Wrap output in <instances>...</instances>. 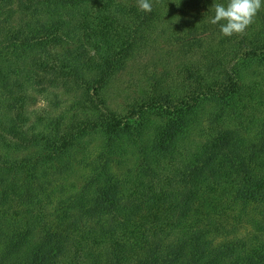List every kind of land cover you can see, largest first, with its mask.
Wrapping results in <instances>:
<instances>
[{"label": "trees", "instance_id": "16d2710c", "mask_svg": "<svg viewBox=\"0 0 264 264\" xmlns=\"http://www.w3.org/2000/svg\"><path fill=\"white\" fill-rule=\"evenodd\" d=\"M150 2L0 0V264H264V6Z\"/></svg>", "mask_w": 264, "mask_h": 264}, {"label": "clouds", "instance_id": "9594fccd", "mask_svg": "<svg viewBox=\"0 0 264 264\" xmlns=\"http://www.w3.org/2000/svg\"><path fill=\"white\" fill-rule=\"evenodd\" d=\"M137 5L141 11H152L150 0H137ZM262 6L264 0H228L226 5L215 3L213 5L215 15L210 23L214 25L219 23L220 31L224 36L243 35L254 22ZM221 21L224 23H220Z\"/></svg>", "mask_w": 264, "mask_h": 264}, {"label": "rangeland", "instance_id": "374dc122", "mask_svg": "<svg viewBox=\"0 0 264 264\" xmlns=\"http://www.w3.org/2000/svg\"><path fill=\"white\" fill-rule=\"evenodd\" d=\"M172 52L177 49L176 45L170 48ZM148 60V59H147ZM147 60H140L138 64L132 62L126 69L121 71L112 86V93L114 94V104L118 108H128L130 103H132L137 96L138 85H141L140 80L142 79V75L140 71V66L142 63ZM163 61H165L164 56H162L161 61L157 63V65L149 64V70L152 72L157 70L159 73L165 69L163 65ZM173 68V65H169Z\"/></svg>", "mask_w": 264, "mask_h": 264}]
</instances>
